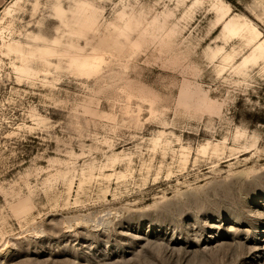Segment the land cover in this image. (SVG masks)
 I'll return each instance as SVG.
<instances>
[{"label": "rangeland", "instance_id": "rangeland-1", "mask_svg": "<svg viewBox=\"0 0 264 264\" xmlns=\"http://www.w3.org/2000/svg\"><path fill=\"white\" fill-rule=\"evenodd\" d=\"M14 1L0 6V264H264V62L237 72L252 46L222 37L239 16L264 40V0H221V21L217 0ZM29 35L66 55L23 72L8 44L39 55Z\"/></svg>", "mask_w": 264, "mask_h": 264}, {"label": "bare ground", "instance_id": "bare-ground-1", "mask_svg": "<svg viewBox=\"0 0 264 264\" xmlns=\"http://www.w3.org/2000/svg\"><path fill=\"white\" fill-rule=\"evenodd\" d=\"M19 2H20V0H15L13 2L12 6L15 7V5H18ZM216 5H217L216 6L217 19H218V21H221L224 19L225 15L227 14L229 9L224 6V4L221 0H217ZM10 11H12V9L10 7L5 9V14H9ZM55 12H56L57 16H59V17L61 16V18H63L62 16L65 14L66 11L60 5V6L55 7ZM1 20L2 19L0 18V21ZM223 23L224 24H223V29H222V37L224 40H226L232 36H237V37H240L246 45L252 46L251 51L247 55H245L243 60L235 67V70L237 72H239L241 74H246V69H247L249 64H255L259 60H262L264 62V40L260 41V32L253 25V23H251L246 18H241L239 16H232L228 20H224ZM28 37L32 40L41 41L43 43V46L40 47V49H38V50H40L39 55H36L32 49L26 50L19 43H12L11 42L8 44V47L11 51L18 52L21 54V59H22V63H23L21 66V70L25 73L31 71V69H32L31 63L38 56L45 58V61L47 63H49L48 57L66 55V52L57 48L60 45L63 47H66L65 45H63L62 42L58 41L59 39L53 41V45L51 46L48 44V42H50V40H48V39H44L40 36H33V35H29ZM69 47L75 48L74 45H70ZM222 50H223L222 48L218 47V48H216L214 53L219 54L222 52ZM81 56L82 55H79L78 53L70 55L71 65H74L76 67H84L87 64V59L81 60L80 59ZM87 56H89V55H87ZM232 57L233 56L230 53H226L223 56V61L228 62L229 60L232 59ZM208 145L209 144H207V146ZM217 147H218V145L216 144L214 146V149H213L214 153L219 151V147L218 148Z\"/></svg>", "mask_w": 264, "mask_h": 264}, {"label": "crops", "instance_id": "crops-1", "mask_svg": "<svg viewBox=\"0 0 264 264\" xmlns=\"http://www.w3.org/2000/svg\"><path fill=\"white\" fill-rule=\"evenodd\" d=\"M5 0H0V6L4 3Z\"/></svg>", "mask_w": 264, "mask_h": 264}]
</instances>
